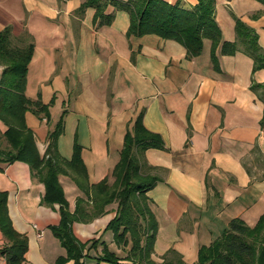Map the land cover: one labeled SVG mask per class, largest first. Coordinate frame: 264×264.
<instances>
[{
  "label": "crops",
  "instance_id": "1",
  "mask_svg": "<svg viewBox=\"0 0 264 264\" xmlns=\"http://www.w3.org/2000/svg\"><path fill=\"white\" fill-rule=\"evenodd\" d=\"M83 1L0 0V29L11 25L17 44L34 43L27 97L45 104L53 99L49 121L28 110L26 124L43 155L48 134L65 111L59 153L70 159L76 141L90 183L104 177L112 182L125 133L142 112L145 127L159 133L166 147L144 152L162 179L148 191L158 221L152 257L194 264L200 246L221 235L232 218L254 226L264 212V69L254 70L244 52L222 54L220 45L215 68L209 39L200 55L190 57L183 45L156 34L128 36L124 10H117L110 24L98 25L95 8L78 11ZM183 3L192 8L197 0ZM112 10L109 5L106 12ZM234 16L256 31L264 48V4L216 0L225 41L236 39ZM6 129L0 120L2 151L9 149ZM59 181L73 211L84 194L68 175L60 174ZM0 191L8 194L14 228L28 238L26 264H55L66 255L51 230L60 222L59 205L42 202L44 183L27 163L0 161ZM116 209L111 203L92 221L74 222V234L82 242L101 235L120 253L112 232L104 230ZM6 242L0 231V247ZM0 264H7L4 256Z\"/></svg>",
  "mask_w": 264,
  "mask_h": 264
},
{
  "label": "trees",
  "instance_id": "2",
  "mask_svg": "<svg viewBox=\"0 0 264 264\" xmlns=\"http://www.w3.org/2000/svg\"><path fill=\"white\" fill-rule=\"evenodd\" d=\"M258 1L264 4V0ZM109 5L113 10L106 12ZM89 6L95 8L94 22L98 25L110 24L115 12L124 10L130 17L128 36L156 34L183 45L190 57L200 55L204 39H209L215 68H218L216 49L220 45L222 54L244 52L253 59L254 70L264 69V48L258 43L256 31L243 20L234 16V41L222 39L215 18L216 0H197L192 8L186 7L183 0L174 3L167 0H84L78 11ZM33 52V42L17 44L11 25L0 29V120L7 126L3 135L9 144L8 150H0V161L27 163L33 177L44 183L42 202L48 206L59 205L60 222L51 230L66 249V255L59 256L55 264L68 260L88 264L89 259H93L94 264H175L165 259L157 262L152 257L158 221L151 209L148 191L162 179L156 173L158 167L145 161L144 152L150 148L165 149L162 136L145 127L141 112L125 133L120 158L111 172L113 181L104 177L90 183L81 146L75 141L70 159L58 151L57 140L64 131L63 111L49 132L47 147L41 155L34 132L26 124L25 113L30 110L49 121L53 99L45 104L26 95L28 64ZM60 174L68 175L84 194L76 199L73 211L69 210ZM7 196L6 191H0V231L7 239L0 247V256L5 257L7 264H26L28 238L14 228ZM111 203H117L116 214L105 231L112 232L119 254L100 239L80 241L72 229L74 222H90L101 216ZM99 245H102L101 250ZM176 264L187 263L179 260ZM194 264H264V212L254 226L242 218H232L221 235L210 244L200 246Z\"/></svg>",
  "mask_w": 264,
  "mask_h": 264
},
{
  "label": "rangeland",
  "instance_id": "3",
  "mask_svg": "<svg viewBox=\"0 0 264 264\" xmlns=\"http://www.w3.org/2000/svg\"><path fill=\"white\" fill-rule=\"evenodd\" d=\"M106 227V226H105ZM104 230H105V228H104ZM100 239V241H102L103 239H102V236L100 235V236H98V237H93V238H91V239ZM106 243V242H105ZM108 246H109V244L108 243H106ZM102 247V245H99V247ZM116 246V245H115ZM117 249V248H116ZM119 254V253H118Z\"/></svg>",
  "mask_w": 264,
  "mask_h": 264
},
{
  "label": "built area",
  "instance_id": "4",
  "mask_svg": "<svg viewBox=\"0 0 264 264\" xmlns=\"http://www.w3.org/2000/svg\"><path fill=\"white\" fill-rule=\"evenodd\" d=\"M39 235H41V234H39Z\"/></svg>",
  "mask_w": 264,
  "mask_h": 264
}]
</instances>
